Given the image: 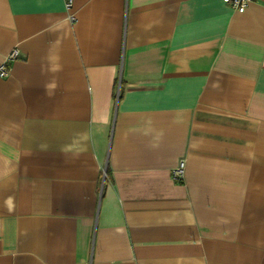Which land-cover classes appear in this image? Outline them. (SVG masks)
<instances>
[{
  "label": "crops",
  "instance_id": "0c3cea01",
  "mask_svg": "<svg viewBox=\"0 0 264 264\" xmlns=\"http://www.w3.org/2000/svg\"><path fill=\"white\" fill-rule=\"evenodd\" d=\"M66 1L0 0V264H264V0Z\"/></svg>",
  "mask_w": 264,
  "mask_h": 264
},
{
  "label": "built area",
  "instance_id": "2783aa9c",
  "mask_svg": "<svg viewBox=\"0 0 264 264\" xmlns=\"http://www.w3.org/2000/svg\"><path fill=\"white\" fill-rule=\"evenodd\" d=\"M223 3L227 6H229L231 9L238 11V12H243L248 4L253 1V0H222ZM66 8L69 9L71 7V0L66 1ZM17 57V51L13 50L7 58V61L4 65L0 66V77H5L7 75V68L6 64L11 62ZM184 173V162L181 161L178 166L174 169L172 175L176 179H180L183 177Z\"/></svg>",
  "mask_w": 264,
  "mask_h": 264
}]
</instances>
